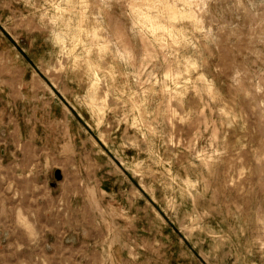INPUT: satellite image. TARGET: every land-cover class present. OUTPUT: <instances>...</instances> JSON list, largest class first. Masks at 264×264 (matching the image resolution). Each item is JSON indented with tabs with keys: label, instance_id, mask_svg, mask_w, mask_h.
Returning a JSON list of instances; mask_svg holds the SVG:
<instances>
[{
	"label": "rangeland",
	"instance_id": "374dc122",
	"mask_svg": "<svg viewBox=\"0 0 264 264\" xmlns=\"http://www.w3.org/2000/svg\"><path fill=\"white\" fill-rule=\"evenodd\" d=\"M0 264H264V0H0Z\"/></svg>",
	"mask_w": 264,
	"mask_h": 264
},
{
	"label": "bare ground",
	"instance_id": "6f19581e",
	"mask_svg": "<svg viewBox=\"0 0 264 264\" xmlns=\"http://www.w3.org/2000/svg\"><path fill=\"white\" fill-rule=\"evenodd\" d=\"M90 104V103H89Z\"/></svg>",
	"mask_w": 264,
	"mask_h": 264
}]
</instances>
